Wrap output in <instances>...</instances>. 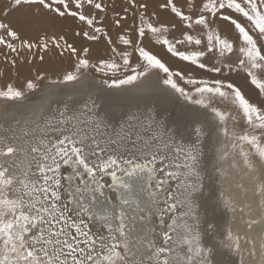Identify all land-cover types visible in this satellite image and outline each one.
<instances>
[{
	"label": "snow or ice",
	"instance_id": "snow-or-ice-1",
	"mask_svg": "<svg viewBox=\"0 0 264 264\" xmlns=\"http://www.w3.org/2000/svg\"><path fill=\"white\" fill-rule=\"evenodd\" d=\"M54 60L70 63L50 75ZM0 65L8 107L67 97L0 135V264H264V0H5ZM149 92L160 103H129ZM175 102L173 126L161 107ZM213 139L240 158L251 197L224 186ZM154 215L159 230L141 235L137 220Z\"/></svg>",
	"mask_w": 264,
	"mask_h": 264
},
{
	"label": "rangeland",
	"instance_id": "rangeland-1",
	"mask_svg": "<svg viewBox=\"0 0 264 264\" xmlns=\"http://www.w3.org/2000/svg\"><path fill=\"white\" fill-rule=\"evenodd\" d=\"M5 2V0H0V5H2ZM117 2L119 3V0H117ZM24 13H17L12 17V20L14 23H19L24 19ZM115 31V30H113ZM113 35V32H112ZM113 37H115V35H113ZM174 59V58H173ZM70 61L64 60V61H60V60H54V61H50L48 64L42 66L44 68H48V67H59V69L57 71H51L48 70L49 74H55V73H60L64 70V68L69 66ZM173 63H175L176 65H178V61H175V59L173 60ZM179 66H183L182 64H180ZM27 67L22 68V70L26 69ZM6 69L3 65H0V72H4ZM246 91L249 92L250 95L254 96L255 92L253 90L250 89H245ZM253 91V92H252ZM155 94V93H154ZM67 97H58L55 95H40V96H32L29 99V102L27 104V106L24 109H19V108H13V107H8L6 106V103L4 101H0V135H4L7 134L6 133V129H11V130H15L18 127H27L28 125L25 124V121L28 120L30 117H33L36 113L39 112L40 109H42V113H40L41 115H45V111L49 108V106H57L58 104L61 103V101L63 99H66ZM77 98H81L82 97H77ZM135 100L137 103H141L142 100H136V99H132ZM172 105H174L175 107H177L179 109V111L181 112V114L179 115V119L182 116L183 113V108L181 105V102H175L174 104L172 103ZM167 109H164L163 112V118L167 119L169 122L171 120V117L166 113ZM44 113V114H43ZM48 114V113H46ZM178 119V120H179ZM16 120L20 121V125L16 124ZM226 143H229L226 141ZM205 151L206 154L208 155V157L212 160L213 164H218L219 165V169H221V163L218 159V157L222 154V152H224L221 148H220V142H217L215 139H213L212 142L210 143H206L205 145ZM221 152V154H220ZM225 152H229V156H228V161H232V163L234 162V157L233 155L230 153V149H227ZM230 163V162H229ZM231 164V163H230ZM235 170L239 171L238 169L235 168ZM65 174H69L71 172V169L69 168H64L62 170ZM210 171H212L211 167H210ZM237 171H232V172H237ZM229 174H226V177H228ZM213 178L217 179V181H219V170L213 171ZM229 181V178H227ZM227 179L225 180V182H228ZM106 182L110 183V180H108V178H106ZM138 182H134V186L135 184ZM239 183H243V181L239 182ZM238 183L234 184V187H236ZM247 187V186H245ZM104 197L107 198L108 200L112 201V202H116L117 201V193L114 192L110 187H106L104 189ZM67 198V197H65ZM147 198V192L145 191V193H143L140 196L141 201H145ZM71 207V205H70ZM153 211H155V209H153ZM72 215H75V210H73V212L71 213ZM201 214L204 215L205 214V210L201 209ZM206 214L208 216H212L213 215V209L211 207H209L207 209ZM229 217H224L223 219V224H227V219ZM158 217L157 216H153L151 220H144V221H140L137 220L136 222V227L138 232L145 236V237H149V229L150 228H158ZM91 230L93 233H100L103 235H107V229L103 228L99 223L93 222L90 224ZM150 238V237H149ZM145 243H147V239L145 240ZM235 258V257H233ZM145 260H147V256L144 257Z\"/></svg>",
	"mask_w": 264,
	"mask_h": 264
},
{
	"label": "bare ground",
	"instance_id": "bare-ground-1",
	"mask_svg": "<svg viewBox=\"0 0 264 264\" xmlns=\"http://www.w3.org/2000/svg\"><path fill=\"white\" fill-rule=\"evenodd\" d=\"M163 15V14H162ZM164 18H168L166 15H164ZM113 35H115V31H113ZM154 52H157L159 55H161L164 59L168 60V62L170 64H172L173 66H177L175 63H173V58H170L161 48L160 46H155L153 48ZM176 61V60H175ZM47 70H51V71H57L59 69V67H48L46 68ZM33 70V74H34ZM30 73L28 71V68L22 70V74L17 77L15 73H12L9 75V79L11 80V82L15 83L17 80H19L21 83H23L24 77L28 76ZM4 81L3 77H0V84H2ZM253 92V91H252ZM253 95V94H252ZM253 98H255V95L253 96ZM81 98H77V100H80ZM160 103V101L155 100V94L154 92H149L145 94V98L142 100V102L140 104H151V103ZM97 103L101 104V106L103 107L104 101L102 99H97ZM129 103L131 104H137V102L135 100H130ZM174 104V103H173ZM54 107L56 106H49V108L45 111L46 113H49ZM164 109L166 110V113L171 117L170 123L175 124L176 121H178L179 119V115L181 114V112L179 111V109L177 107H175L174 105H172V103H164L162 104L161 107V116L163 117V112ZM45 113V115H46ZM44 114V113H43ZM226 141H220V148L225 152L228 148L225 147ZM221 154V152H220ZM229 159L225 160V161H220L221 163V169L225 171V174H229V176L227 178H229V181L227 179L228 182L224 183V186L229 189L230 194L235 196L237 200H239L240 198V192L239 190L234 187L235 183H239L241 181H243L244 185L247 186L246 188L249 189V196L251 197V191L254 188V186L245 178H243V173L242 171H237L235 170V168H232V161H228ZM234 161L239 165L240 162V158L239 157H235ZM231 164H230V163ZM237 171L232 172V171ZM229 222V218L227 219V223ZM226 224V223H225ZM233 231L234 232H239L241 234V236L244 235L245 232H247V225L244 224L240 218H239V213L236 214L235 217V222L233 223ZM252 235L256 236L257 239L259 240L260 236L262 235L261 233V229L259 226H257L256 228L253 229ZM242 247L245 248L246 251V246L243 245L242 242Z\"/></svg>",
	"mask_w": 264,
	"mask_h": 264
}]
</instances>
